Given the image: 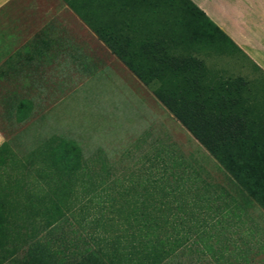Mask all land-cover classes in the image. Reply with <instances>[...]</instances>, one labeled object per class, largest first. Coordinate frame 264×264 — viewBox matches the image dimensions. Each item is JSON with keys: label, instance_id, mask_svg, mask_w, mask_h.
Returning a JSON list of instances; mask_svg holds the SVG:
<instances>
[{"label": "trees", "instance_id": "trees-1", "mask_svg": "<svg viewBox=\"0 0 264 264\" xmlns=\"http://www.w3.org/2000/svg\"><path fill=\"white\" fill-rule=\"evenodd\" d=\"M60 1L264 212V74L252 63L261 79L212 73L199 55L246 57L189 0ZM30 109L28 101L14 104V121ZM7 142L0 145V264H163L189 249L195 232L196 252L231 264L221 259L225 246L212 249L195 202L184 198L173 170L180 163L155 154L126 185L115 177L113 195L102 161L92 170L73 141L38 139L20 159ZM168 209L181 214L178 223ZM64 214L101 228L102 237L89 242L83 226L55 236Z\"/></svg>", "mask_w": 264, "mask_h": 264}, {"label": "rangeland", "instance_id": "rangeland-1", "mask_svg": "<svg viewBox=\"0 0 264 264\" xmlns=\"http://www.w3.org/2000/svg\"><path fill=\"white\" fill-rule=\"evenodd\" d=\"M75 24L73 34L79 52L64 56L62 62L57 63L56 68H59L47 73L44 90L20 94L31 103L27 118L20 123L11 119L10 127L0 119V131L10 151L20 159L38 139L54 135L73 141L82 157L92 161L89 165L92 170L97 171L98 160L102 161L105 185L113 195L115 177L121 178L126 185L128 176L143 174L155 154L167 157L168 161L172 159L180 165L173 168L168 163L167 168L172 167L182 176L183 181L178 184L182 186L184 198L195 202L196 218L204 222L200 228L211 233L212 249L225 246L221 259L231 264H264V212L162 107L147 87L88 29L80 23ZM231 52L232 55H224L208 51L199 57L215 75L242 76L249 80L262 78L247 59ZM200 193L207 197L203 202H196L195 194ZM168 211L175 213L173 222L178 223L181 214L174 209ZM62 220L70 221L71 226L61 225ZM84 221L78 226L64 214L51 231L55 236L61 234L69 238V230L78 233L83 226L80 236L86 240L93 235L102 237L101 228H92ZM195 233L189 234L186 242L189 249L179 250L163 264H222L215 260L216 255L210 258L208 254L196 252L201 250V245L191 243Z\"/></svg>", "mask_w": 264, "mask_h": 264}, {"label": "crops", "instance_id": "crops-1", "mask_svg": "<svg viewBox=\"0 0 264 264\" xmlns=\"http://www.w3.org/2000/svg\"><path fill=\"white\" fill-rule=\"evenodd\" d=\"M189 1L264 74V0ZM75 22L83 25L60 0H0V119L7 126L14 104L30 102L20 94L44 90L47 73L79 52Z\"/></svg>", "mask_w": 264, "mask_h": 264}]
</instances>
